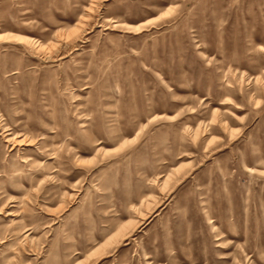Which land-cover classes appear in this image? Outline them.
Returning a JSON list of instances; mask_svg holds the SVG:
<instances>
[{"label": "rangeland", "instance_id": "1", "mask_svg": "<svg viewBox=\"0 0 264 264\" xmlns=\"http://www.w3.org/2000/svg\"><path fill=\"white\" fill-rule=\"evenodd\" d=\"M0 264H264V0H0Z\"/></svg>", "mask_w": 264, "mask_h": 264}]
</instances>
